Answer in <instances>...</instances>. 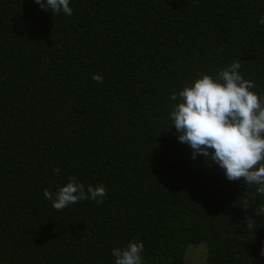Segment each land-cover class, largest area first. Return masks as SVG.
Segmentation results:
<instances>
[{"label":"trees","instance_id":"trees-1","mask_svg":"<svg viewBox=\"0 0 264 264\" xmlns=\"http://www.w3.org/2000/svg\"><path fill=\"white\" fill-rule=\"evenodd\" d=\"M70 7L0 0V264H115L133 240L143 264H184L191 244L210 264H264L258 185L193 159L170 116L180 91L237 60L264 99V0ZM73 177L104 185L103 203L54 209L44 189Z\"/></svg>","mask_w":264,"mask_h":264},{"label":"clouds","instance_id":"clouds-1","mask_svg":"<svg viewBox=\"0 0 264 264\" xmlns=\"http://www.w3.org/2000/svg\"><path fill=\"white\" fill-rule=\"evenodd\" d=\"M44 11L72 15L70 0H35ZM264 24V16L259 19ZM237 60L224 68L218 78L203 74L194 84L179 92L180 102L170 113L172 126L179 133L180 143L192 149V158L203 155L224 170L230 181L244 180L247 186L264 195V99L254 91V82L240 73ZM103 83L99 73L92 77ZM171 99L176 100L173 93ZM60 169H53L59 173ZM107 195L104 185L93 187L71 178L55 193L44 189V196L56 210L87 199L101 204ZM256 215H260L256 211ZM246 227L254 230L256 220L246 217ZM142 241H130L123 249L114 248L115 264H143ZM264 256V249H261Z\"/></svg>","mask_w":264,"mask_h":264},{"label":"rangeland","instance_id":"rangeland-1","mask_svg":"<svg viewBox=\"0 0 264 264\" xmlns=\"http://www.w3.org/2000/svg\"><path fill=\"white\" fill-rule=\"evenodd\" d=\"M261 249H264V243L261 245ZM262 258L264 262V256ZM184 264H210L207 260L206 244L189 245L185 254Z\"/></svg>","mask_w":264,"mask_h":264}]
</instances>
